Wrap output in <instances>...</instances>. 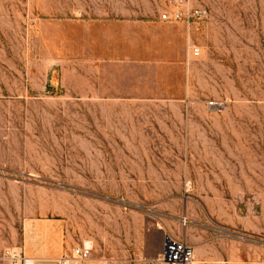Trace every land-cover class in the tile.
<instances>
[{"label":"rangeland","instance_id":"rangeland-1","mask_svg":"<svg viewBox=\"0 0 264 264\" xmlns=\"http://www.w3.org/2000/svg\"><path fill=\"white\" fill-rule=\"evenodd\" d=\"M193 1L179 95L128 26L169 0H0V264L41 228L58 253L36 264L87 242L145 262L168 235L195 264H264V0Z\"/></svg>","mask_w":264,"mask_h":264},{"label":"crops","instance_id":"crops-1","mask_svg":"<svg viewBox=\"0 0 264 264\" xmlns=\"http://www.w3.org/2000/svg\"><path fill=\"white\" fill-rule=\"evenodd\" d=\"M128 26L131 28L134 27L139 29L138 34L133 37H130V39L139 43L148 42L159 46V50L156 53L161 55L162 58L157 60L156 62L166 63L175 66L181 80L178 87V94L183 95L184 92L187 90V87H185L182 82L184 65L187 63L189 72L192 59H197L198 56H200L202 53L201 49L200 55L196 56L191 54L190 60L188 61V53L186 55V45L188 43V32L186 23L184 21H152L150 23H135ZM192 28H195V24L192 26ZM192 31L194 32L193 29ZM142 32L145 34H143ZM191 37L192 32L191 34H189V40H191ZM196 45L199 46L198 44ZM152 52L154 51L152 50ZM51 236L52 233L49 228H41L40 230L34 232L27 240L26 248L30 250V254L32 256H35L32 258L36 260V263L42 260L48 261V259H50L48 256L58 253V251L50 242ZM161 251L162 249L155 257H157ZM24 253L27 255L26 252ZM84 264H145V262H143L141 259L135 261H126L119 259L118 261L115 260L113 262H103L98 255H93Z\"/></svg>","mask_w":264,"mask_h":264},{"label":"built area","instance_id":"built-area-1","mask_svg":"<svg viewBox=\"0 0 264 264\" xmlns=\"http://www.w3.org/2000/svg\"><path fill=\"white\" fill-rule=\"evenodd\" d=\"M207 11L193 0H169V6L161 13V19L168 22L184 21L188 32V61L190 55H200L201 47L191 45L189 34L195 20L206 16ZM221 103L217 100L210 101V106L219 107ZM93 246L83 243L73 248L71 255H64L58 261L59 264H84L92 257ZM3 259L11 264H36V260L27 256L23 249L10 247L5 249ZM196 251L192 244L186 239L168 235L162 251L157 257L146 259L145 264H195Z\"/></svg>","mask_w":264,"mask_h":264},{"label":"bare ground","instance_id":"bare-ground-1","mask_svg":"<svg viewBox=\"0 0 264 264\" xmlns=\"http://www.w3.org/2000/svg\"><path fill=\"white\" fill-rule=\"evenodd\" d=\"M87 244H90L89 242H87ZM91 261V260H90Z\"/></svg>","mask_w":264,"mask_h":264}]
</instances>
